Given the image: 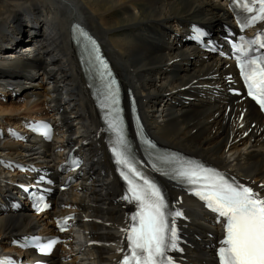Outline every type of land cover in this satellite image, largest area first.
<instances>
[{
  "label": "bare ground",
  "instance_id": "bare-ground-1",
  "mask_svg": "<svg viewBox=\"0 0 264 264\" xmlns=\"http://www.w3.org/2000/svg\"><path fill=\"white\" fill-rule=\"evenodd\" d=\"M228 20L220 0H0V255L40 225L51 229L57 209L76 214L80 244L57 247L52 262L118 264L127 251L121 229L129 227L131 209L70 42L72 21L102 41L158 144L214 164L264 196L263 119L251 103L228 95L232 64L185 39L191 25L218 32ZM15 90L21 92L13 97ZM31 120L53 122L58 132L40 144L10 142L15 132L26 136ZM75 146L88 169L70 190L52 193V213L33 216L25 203L13 209L14 185L31 175L10 168L31 164L54 176ZM166 189L186 217L177 218L183 251L175 256L181 264H215L210 248L221 238L219 226L183 193Z\"/></svg>",
  "mask_w": 264,
  "mask_h": 264
},
{
  "label": "snow or ice",
  "instance_id": "snow-or-ice-1",
  "mask_svg": "<svg viewBox=\"0 0 264 264\" xmlns=\"http://www.w3.org/2000/svg\"><path fill=\"white\" fill-rule=\"evenodd\" d=\"M248 4H257L259 7L250 18L238 21L242 31L256 21H264V0H247L245 7L251 13L253 9ZM194 32L197 37L204 35L198 29H194ZM78 34L88 42L94 59L106 70L108 65L101 59L96 41L82 30ZM241 41V44L234 46L239 53L236 57L237 65L247 85L248 94L264 110V52L256 54L254 47L258 44L260 49H264V33H258L250 41L241 37ZM246 47L249 48L248 51L245 50ZM115 84L114 79L108 81L105 100L110 105L119 103L118 90L113 87ZM108 126L115 134L112 152L116 162L127 168L132 176L140 178L139 172L129 164L126 155L128 145L119 116H114ZM40 127L45 130V135L51 131L47 124ZM145 143L154 147L147 140ZM121 175L128 183L123 199L138 202V211L131 217L133 223L127 229H121L125 232L128 243L127 251L121 250L123 255L118 264H175L174 259L167 254L172 250L183 251L180 248L181 239L177 226V218L186 219L183 211L169 205L166 194L157 184L145 178L143 186H140L123 172ZM176 176L182 178V182L197 186L195 194L205 202V206L218 217L224 218L222 223L225 235L217 249L219 264H264V196L249 186L229 182L219 172L199 164L181 167ZM47 207L44 204L38 210L43 211ZM68 219L71 217L65 219V224ZM58 227L61 231L65 230L59 222ZM57 243V240L51 239L39 250L48 254ZM0 264H5V261L0 260Z\"/></svg>",
  "mask_w": 264,
  "mask_h": 264
},
{
  "label": "rangeland",
  "instance_id": "rangeland-1",
  "mask_svg": "<svg viewBox=\"0 0 264 264\" xmlns=\"http://www.w3.org/2000/svg\"><path fill=\"white\" fill-rule=\"evenodd\" d=\"M21 46H24V45H23V44H20L19 47H21ZM0 51H1V50H0ZM212 250H213V247L211 246V248H210V252H211V253H213Z\"/></svg>",
  "mask_w": 264,
  "mask_h": 264
}]
</instances>
